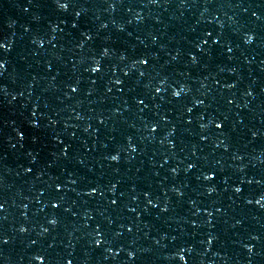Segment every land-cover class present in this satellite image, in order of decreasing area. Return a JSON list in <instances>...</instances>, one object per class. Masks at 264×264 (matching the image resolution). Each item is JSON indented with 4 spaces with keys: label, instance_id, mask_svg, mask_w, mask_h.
Masks as SVG:
<instances>
[{
    "label": "water",
    "instance_id": "1",
    "mask_svg": "<svg viewBox=\"0 0 264 264\" xmlns=\"http://www.w3.org/2000/svg\"><path fill=\"white\" fill-rule=\"evenodd\" d=\"M0 42V264H264V0H0Z\"/></svg>",
    "mask_w": 264,
    "mask_h": 264
},
{
    "label": "snow or ice",
    "instance_id": "2",
    "mask_svg": "<svg viewBox=\"0 0 264 264\" xmlns=\"http://www.w3.org/2000/svg\"><path fill=\"white\" fill-rule=\"evenodd\" d=\"M28 2H29V6H32V0H28ZM151 2L155 4V3L157 2V0H151ZM54 3L56 4L57 8H59V9H61V10H67V9L69 8V6H70V0H54ZM24 11L27 12V11H28V8H24ZM76 15L79 16L80 14L77 13ZM252 15H253V16H256V13L254 12ZM256 18L259 19L258 16H257ZM73 27H76V25L73 24ZM102 27H106V25H102ZM25 31H27V29H25ZM53 31H55V27H53ZM205 36H206V37H211V36H212V33H211V32H206V33H205ZM85 39H91V37H90V36H86ZM253 39H254V36L251 35V34H249V35L246 37L244 43H246V44L251 43V42L253 41ZM35 42L38 43V44L40 43L39 40H37V41H35ZM205 42H206V41H205ZM212 43H213V44L218 43V39H213V40H212ZM193 46L196 47L198 51H202V50L200 49V45H199V43H196V44H194ZM0 49H3L4 51H7V50H8V47H7V45H6L5 43L0 42ZM228 50H229V52L231 51V49H228ZM101 55L107 56V55H108L107 50L105 49V50L101 53ZM189 55H190V58H191L192 63H193V64L197 63V57H196L195 55H191V54H189ZM123 58H124V57L122 56L121 59H123ZM173 59H175V57H173ZM94 63L96 64V66H93V67L90 69L91 72H93V73L99 72V71H100L99 62H98V61H95ZM134 63L147 64V63H148V58H146V57L139 58L138 60L134 61ZM4 68H5V63H4L2 60H0V72H2V71L4 70ZM125 75L127 76L128 73L125 72ZM140 75H141V76H144L145 73L141 72ZM93 83H95V81H93ZM115 83H116L117 85H120V84H122V81L119 80V79H117V80L115 81ZM161 83H163V81H162ZM69 87L71 88V91H72V92H76V91H78V88H77V87H72L71 85H69ZM229 87H234V85H229ZM109 90H110V89H109ZM156 91L159 92V91H161V89L157 88ZM184 91H185L184 86H181L179 90L173 89V90H172V96H173V97H179V96L181 95V93L184 92ZM5 94H7V93L5 92ZM248 95H251V93L249 92ZM13 98H15V97H13ZM137 103H138V104H142V103H143V100H137ZM197 103H199V104H203V101H197ZM229 103H231V101H229ZM186 111H187V112H191L192 109H191V108H186ZM189 122H190V121H189ZM101 123H103V121H101ZM209 123H214V121L210 119ZM31 124H32V127H34V128L39 126L38 123H37L35 120H33V121L31 122ZM207 126H208V125H206V124H201L200 127H201L202 129H204V128H207ZM215 127L219 129V128L222 127V124L217 122V123H215ZM155 130H156V128H155V127H152L151 131L154 132ZM170 134H171V133H169V135H170ZM253 135H255V133H254ZM17 136L20 138V140H23V139H24V134H23L22 132H17ZM201 139H207V137H205V136H201ZM33 140H34V142H35L36 138L34 137ZM221 143L223 144V142H221ZM129 147H132L131 144H129ZM224 147H225V150H227V145H224ZM62 151H63V154H64V155H67V151H68L67 148H64ZM132 151H135V148H132ZM28 155L31 156L32 154L29 153ZM193 155H195V153H193ZM106 158H107V159H110V160L113 161V162H118L119 159H120V157H119V152H117L116 154H112V155H110L109 157H106ZM237 158H238V157H237ZM33 162H34V161H33ZM194 168H196V164H194V163H189V164L187 165V168L185 169V171H188V170H191V169H194ZM25 171H26V172H31L32 169H31V168H25ZM171 171L173 172V174H176L178 170H177L176 168H173ZM201 175L203 176V179H204L205 181H211V180L214 178V173H212L211 171H209L207 174H203V173H201ZM200 178H201L200 176H197V177H196L197 180H199ZM71 182H72V183H75L74 180L71 181ZM115 187H116V186L113 185V186L109 189V191H113V190L115 189ZM57 189H59V186H57ZM173 191L176 192V194H177L178 196H182V195H183V193L180 192L179 189H175V188H174ZM206 191H207L209 194H211V193L215 192L216 189H215L214 186H209V187H207ZM234 191H235L236 193H240V192H241V188H240V187H236V188L234 189ZM96 192H97V189H96V188H92V189H91L88 193H86V194H87V195H92V194H94V193H96ZM148 195H149V193H145V196H148ZM262 200H264V195H262L259 199H257V200L255 201V203L258 204V205H261V207H264V204H261V201H262ZM148 202H149V204L152 203L151 200H149ZM247 202H248V203H252L251 200H248ZM111 203H112V204H116V201L113 200V201H111ZM189 203H192V201H190ZM52 206L55 208V207H57L58 205H57V204H53ZM2 209H3V204H0V210H2ZM167 210H168L167 206H165L163 209H161V211H165V212H166ZM216 211L219 212L220 209L217 208ZM207 215H208L209 217H211V216H212V213H211V212H208ZM3 219H6V217L3 218ZM48 223L51 224V225H55V224L57 223V220H56V218L53 217L52 219H50V220L48 221ZM208 223L211 224L212 221L209 220ZM238 223H239V222H238ZM25 231H26L25 228H23V227L20 228V232H25ZM45 231H47V229H45ZM129 231H131V229H129ZM98 234H99V233H98ZM117 235H119V233H117ZM214 239H215V237H213V236L210 235V236H209V239H208V243L210 244ZM252 239H257V237L253 236ZM101 242H102V241L99 240V239H97V240L95 241V243H96L97 246H99V245L101 244ZM7 243H8V239H6L3 235H0V244H7ZM33 243H34V241H33ZM183 251H185V249L181 248L180 251L176 253V257H177L180 261H185V256L182 255V254H180V253L183 252ZM248 251H249V252L252 251L251 247L248 248ZM133 255H134V254H133L132 252H128V256H129V258H132ZM35 258L38 259V260L41 259V257H39V256H38V257H35ZM67 264H72V262L69 260V261L67 262Z\"/></svg>",
    "mask_w": 264,
    "mask_h": 264
}]
</instances>
